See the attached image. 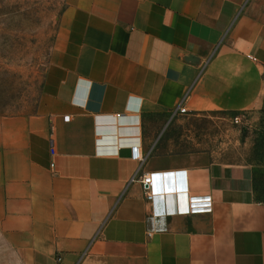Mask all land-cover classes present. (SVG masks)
Instances as JSON below:
<instances>
[{
    "label": "crops",
    "instance_id": "obj_1",
    "mask_svg": "<svg viewBox=\"0 0 264 264\" xmlns=\"http://www.w3.org/2000/svg\"><path fill=\"white\" fill-rule=\"evenodd\" d=\"M262 109L264 0H67L36 112L0 116V264H264V166L175 121ZM174 171L212 213L152 219L133 179Z\"/></svg>",
    "mask_w": 264,
    "mask_h": 264
},
{
    "label": "rangeland",
    "instance_id": "obj_2",
    "mask_svg": "<svg viewBox=\"0 0 264 264\" xmlns=\"http://www.w3.org/2000/svg\"><path fill=\"white\" fill-rule=\"evenodd\" d=\"M67 0H0V116L36 112ZM186 118L181 132L199 151L264 166V109Z\"/></svg>",
    "mask_w": 264,
    "mask_h": 264
},
{
    "label": "built area",
    "instance_id": "obj_3",
    "mask_svg": "<svg viewBox=\"0 0 264 264\" xmlns=\"http://www.w3.org/2000/svg\"><path fill=\"white\" fill-rule=\"evenodd\" d=\"M185 109H180L173 115L176 117L179 113L186 114ZM117 121H122L127 118L125 114H118L114 116ZM68 119V117L66 118ZM134 119V118H132ZM131 121V124H134ZM236 124H240L241 118L239 116L234 118ZM137 128V127H131ZM132 142L130 149L132 152V160L138 163L144 162V156L140 145L136 138L127 139ZM140 181L143 185L145 197L147 201L153 207L152 219H160L163 217H171L175 215H201L210 214L214 210V202L211 196L195 197L190 195V189L188 185V172L187 171H174L167 173H152L143 177L133 179L134 181ZM166 196L176 197L174 208L169 210L158 207L161 199H165ZM162 229H151L150 236L154 233L161 231Z\"/></svg>",
    "mask_w": 264,
    "mask_h": 264
},
{
    "label": "trees",
    "instance_id": "obj_4",
    "mask_svg": "<svg viewBox=\"0 0 264 264\" xmlns=\"http://www.w3.org/2000/svg\"><path fill=\"white\" fill-rule=\"evenodd\" d=\"M233 118L239 116L240 114L232 113ZM255 191L257 196V201L264 204V172L262 175L255 177Z\"/></svg>",
    "mask_w": 264,
    "mask_h": 264
}]
</instances>
